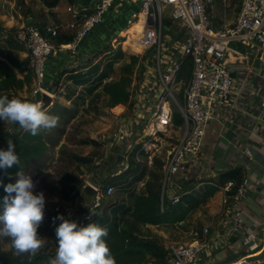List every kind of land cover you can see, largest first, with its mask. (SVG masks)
I'll list each match as a JSON object with an SVG mask.
<instances>
[{"label":"built area","instance_id":"2783aa9c","mask_svg":"<svg viewBox=\"0 0 264 264\" xmlns=\"http://www.w3.org/2000/svg\"><path fill=\"white\" fill-rule=\"evenodd\" d=\"M133 3L140 8L127 20L124 30L127 32L134 24L141 23L139 45L127 48L144 68L140 76L134 77L129 89L130 105L136 116L134 126L138 130L132 143L121 151L124 161L113 173L110 170L109 176L120 177L131 171L132 161L144 172L167 149L161 186L164 212L180 204L186 195L182 193L181 180L198 173L213 125L228 122L229 114L243 111L246 84L235 79L234 70L241 67L240 70L252 74L264 63V0H242L236 21L219 30L212 25L209 0H92L90 6L75 1L66 8L71 18L67 25L48 27L43 32L34 24H23L15 31V39L25 49L34 75L31 99L37 100L42 91L51 95L53 101L66 94L65 84H45L49 59L65 51L76 55L79 45L103 23L110 11ZM223 3L228 6L231 0ZM64 31L73 33L72 42L53 44L51 39ZM119 38L123 40L118 41ZM111 41L115 46V43L123 45L128 39L119 36ZM241 55L252 56L248 57L250 63L233 61ZM176 116L182 120L180 126L176 125ZM132 128L117 141L124 142L134 136ZM94 140L101 143L99 138ZM143 156L147 157L146 162ZM92 185L97 190L93 204L85 207L81 200L77 203L84 213L76 221L84 226L104 209L107 199L114 198L116 192L113 185ZM137 186L141 189L144 184L139 182ZM234 187L235 182L229 181L224 189L225 204L231 200L229 193ZM244 196L245 188L240 187L233 200L239 201ZM190 235V243L169 245L167 264H212L204 256L210 227L193 229ZM255 238V235L249 237ZM148 264H154L153 260Z\"/></svg>","mask_w":264,"mask_h":264},{"label":"crops","instance_id":"0c3cea01","mask_svg":"<svg viewBox=\"0 0 264 264\" xmlns=\"http://www.w3.org/2000/svg\"><path fill=\"white\" fill-rule=\"evenodd\" d=\"M215 2L216 0H209L208 4V13L213 27L219 30L231 26L236 19L232 22L229 21L230 23L227 22L228 24H221L219 21V18H221L220 12L217 10V3ZM62 3H65L66 7L59 17L64 22L61 24L67 25L71 18L67 14L66 8L73 2L61 0L59 6L52 10L60 11ZM221 3L222 7H220L224 10L227 11L231 8L232 1L228 6L223 3V0H221ZM139 8V4L133 3L110 11L106 17L110 13L112 16L114 15V18L108 24L112 32H121L126 29L127 20ZM210 9H213L212 13L209 12ZM61 35L72 36L73 33L64 31ZM106 37L107 42H109L111 40L109 39L110 37L108 35ZM98 38L96 30H93L79 45L76 55L65 51L49 59L45 80L46 86L59 82L65 83L68 88L66 94L58 98L60 102L65 100L72 105V102L81 94V89L84 87H76L69 80V76L72 72L75 74L88 73L97 65L96 61L93 64L90 61L98 54L97 52L101 48V38L99 41ZM25 57L26 53H22L21 59L23 60ZM248 57L252 56L241 55L233 59V61L249 64ZM102 69L99 71L100 73ZM240 69L241 67H238L234 70V76L238 82L246 84V92L243 96V111L229 114L228 122L221 125H213L206 142L205 159L202 157V162H200L201 164L199 163L200 166L197 168L198 173L181 180L182 193L186 194L183 197L193 196L190 200L188 199L189 205L187 207L191 209L189 214L183 221L174 224L145 226L153 232L152 237L162 241L164 246L174 238H177L175 239L176 243H190L192 240L190 233L193 229L202 230L205 227H210L211 235L208 238L204 256L208 257L212 264H264V63L258 65L257 70L252 74H247ZM26 74L27 71L21 72L19 77L23 78ZM32 86L34 87V82ZM72 91H78V93L74 95ZM23 92L27 95V90ZM53 102L55 103L56 101ZM132 129L133 134L138 130L135 126ZM134 139L135 136L131 138L129 136L115 150L117 152L121 151L125 146L130 145ZM92 140L94 139L92 138ZM90 147L93 149L97 148ZM166 150L164 149L162 154L157 156L154 166L146 169L145 173L137 169L136 166L133 167V175H135L133 178L139 177L136 184L139 182L144 184L141 189L136 186L137 192L142 193V191H145L147 185L154 190H158L160 183L162 186L163 160ZM112 159L113 156L109 158L108 165L97 168V173L92 178L93 181L83 180L82 176L77 178L73 176L71 181L75 184L80 183L78 189L85 182L104 185V181H108V178H110V170L108 169H110ZM158 160L162 162L160 183L158 176H151L157 162H159ZM143 161H147L146 156H143ZM237 170H241L242 173V176L238 179L233 180L231 179L232 176H224ZM229 181H234L236 185L232 192L229 193L231 200L228 204H225L223 202L224 189ZM104 186L108 187L112 186V184ZM209 187L216 188L217 192L212 197L201 201L203 194ZM240 187L245 188V196L239 201H234L233 197L238 193ZM183 197L181 199L182 203L184 201ZM83 213L84 208L77 205L71 220L76 221ZM251 235H255L256 238L250 240L249 237Z\"/></svg>","mask_w":264,"mask_h":264},{"label":"trees","instance_id":"16d2710c","mask_svg":"<svg viewBox=\"0 0 264 264\" xmlns=\"http://www.w3.org/2000/svg\"><path fill=\"white\" fill-rule=\"evenodd\" d=\"M70 1L75 2V0ZM43 2L47 8L53 9L59 6L61 0H43ZM240 2L242 4V0ZM2 29V26H0V31ZM72 39V36L63 35V38L57 45L70 44ZM24 52L25 49L16 39L8 41V52L3 56V60L0 59V95H6L11 99L15 97L17 92H22L25 88H29L33 84L34 75L30 69L23 78H19L17 74V71H26L28 61L22 60L20 56ZM95 66L88 73L75 74L72 72L69 76V80L76 87H92L91 89L88 88L90 89L88 90L90 96L102 87L99 84H102L106 79L111 77L108 70L102 69L100 73L101 68L98 66L96 68ZM96 69L99 73L98 81L96 79H88ZM142 71L143 64L140 62V59L136 56H131L129 64L124 68V75L116 81L103 85L107 94L106 107L108 109L115 108L119 105L132 107L130 105L131 95L129 89L134 81V77L140 76ZM95 81V85L87 86L93 84ZM55 85H59V82ZM72 94L75 95V93ZM72 104V107L65 106L61 103L55 104L49 112L59 118L57 125L51 129H42L35 136L31 135L28 130L21 128L19 124L17 125V131L10 135V138L16 147L15 150L20 161L7 169H0V179L3 180L5 185L15 183L19 179L18 174L21 172L31 175L34 181L41 179L42 174L51 169L56 157H58L57 163L59 162L64 165L58 183L64 184L71 177V168L73 169L75 165H78L82 161V158H79L76 150H71L72 148L70 147H80L81 149L87 146L97 148L103 146V144L91 138H83V130L80 131L79 136L74 142L68 138L69 131L71 130L70 127L75 121H78L77 119L80 115L77 101L75 100ZM4 122L0 121V148H3ZM175 122L178 126L182 124L180 116L175 117ZM85 125L82 124V127ZM55 153H57V156H55ZM224 176H232L231 179L234 180L242 176V173L241 170H237L227 173ZM129 183L130 181L127 180L119 185H127ZM216 192V188L209 187L203 194L201 201L212 197ZM5 195L8 194L4 191L3 185H0V201H2ZM131 198L132 205L129 207L121 202H116L106 207V210L110 213L115 209L117 211L116 217L113 216L112 219L98 217L96 213L92 220L97 221L102 227L108 229V236L105 239L112 255L115 257L116 264H143L149 258L155 260L160 259L166 253L164 245H161L156 238L144 236L141 232V227L181 222L191 210L188 207H184L181 202L176 206H170L162 212L161 192L154 190L149 185L146 186L145 193L137 192L134 189L131 192ZM59 214L63 213H57L56 211L49 210V208H45L44 218L40 225L44 239L50 240L55 246H58L55 237V228L61 221L54 218ZM39 261L40 258L38 256L34 257V254L28 260L14 258L8 254L0 255V264H40Z\"/></svg>","mask_w":264,"mask_h":264},{"label":"rangeland","instance_id":"374dc122","mask_svg":"<svg viewBox=\"0 0 264 264\" xmlns=\"http://www.w3.org/2000/svg\"><path fill=\"white\" fill-rule=\"evenodd\" d=\"M52 1V0H50ZM231 8L227 11L221 8L222 3L221 0H216V8L220 12L221 18H219V21L221 24H228L227 22H232L236 19L240 9H241V2L240 0H231ZM215 5V4H213ZM221 6V7H220ZM65 3H62L60 6V11L56 10L53 11L50 8H47L43 2V0H0V26H2V31H0V59L3 60V56L8 52V41L9 40H15V31L17 28L22 26L23 24H34L36 25L40 30L45 32L46 28L52 27V26H60L63 25L61 23H64L59 15L65 9ZM213 9H210V13H212ZM223 16V17H222ZM114 18V15L110 13L106 18L104 23L98 25L96 27V33L98 34V41L101 38L100 45L101 48L98 50V54L95 55L94 58L91 59L90 63L97 62L98 67L101 69L108 70L111 77H113L112 81H116L120 79L124 75V68L129 64L130 57L133 56V53L129 49L130 47H126L123 45H120L118 43H115V46H113L112 41L109 43L107 42V35L109 39H112L114 37L121 36V32H115L113 33L110 29L111 27L108 25L109 22L112 21ZM125 21V20H124ZM229 22V23H230ZM65 26V25H63ZM166 31H170L169 29H166ZM125 32V30L123 31ZM123 37V36H122ZM63 36L53 38L51 39L53 44H58ZM122 38H119L118 41H122ZM125 48V49H123ZM25 53V52H24ZM22 56V54L20 55ZM23 60H27L26 65V71H29L28 64L29 60L27 57H25ZM95 66V67H96ZM94 68V67H93ZM97 68V67H96ZM137 70V69H136ZM144 70V68H143ZM98 70L93 71V75L89 76L88 79L98 81ZM46 72H47V66H46ZM143 72V71H142ZM20 71H17V74L19 76ZM110 77V78H111ZM20 78V77H19ZM96 81L93 84L87 85L92 86L95 85ZM112 81H109V78L106 79L102 84V87L92 96H90L89 91L92 87H84L81 89V94L76 99L77 104L79 105L80 109V115L77 119L78 121H75V123L72 124L70 127V131L68 134V138L71 139L73 142L76 140V138L79 136L80 131L82 132L83 138H99L100 142L103 144V146H99L98 148H91L90 146L81 148L80 147H70L71 150H76L77 154L79 155V158H82L80 163L78 165H75L73 169L71 168V177H79L82 176L83 180L86 181H93V177L97 173V168L103 167L109 164L108 160L111 156H113L112 162L110 163V169L113 173L115 169L112 168L113 164L116 161L117 155L120 154L119 151L117 152L115 148L120 145L122 142L117 141L120 137V135L129 134L127 132L128 129H130L132 126H134L136 122V116L134 115V110L132 107L122 106L124 107V113L122 115L118 116V110H115L117 107L111 109H107L106 102H107V94L105 92V89L103 88V85L106 83H110ZM98 85V86H99ZM33 86L30 85L29 88H25L23 91L27 90V95L22 91L17 92L15 94V97H19L22 99L30 100V101H39L40 97L38 99H31V92H32ZM72 93H78V91H72ZM54 100V99H53ZM60 101L57 99L54 103L57 104ZM61 104H64L65 106L72 107V105L68 104L65 100L60 102ZM53 105V106H54ZM84 122V123H83ZM82 124H86L82 127ZM18 125V124H17ZM17 131L16 123L7 122L5 121L3 123V148L6 149L8 147L9 140L11 141L10 135L15 133ZM117 136V137H116ZM135 136V134H134ZM174 136V134H173ZM167 139V138H166ZM104 140V142H102ZM55 156H57V153H55ZM57 158L54 159V164L52 165L51 169L48 171H45L44 174H42L41 179H37V181H34L36 184L35 192L39 193L41 191L44 192L46 203L45 208H49V210L56 211L57 213H63L64 217L66 219H72V214L74 213V210L77 207L78 201L81 200L80 193L83 188L87 184V182L84 183V185L78 189L80 186V183H74L71 181V177L64 182V184L58 183L59 178L63 172V164L57 163ZM156 167L154 168L151 176H158L159 177V183H160V177L161 174V166L162 162L158 160ZM65 164V162H63ZM132 166L135 167L136 163L132 161ZM68 168V167H67ZM147 170H145L143 173H145ZM107 174V173H106ZM134 171H128L124 173L120 177H112L109 181H104V185H109L110 183L116 186V192L114 198H108L104 209L97 213L98 217H108L109 219H112V217L117 216V211L109 212L106 210V207L111 206L114 204V201L121 202L122 204H126L128 207L132 205V198H131V192L136 188L137 180L139 177L133 178ZM144 176V175H140ZM130 181L127 185H119L122 182ZM53 186V187H51ZM53 189V191H51ZM158 191L161 192V183L158 186ZM142 193H145V191H142ZM193 198V196H186L183 201L184 207H187L189 205V200ZM195 198V197H194ZM189 199V200H188ZM95 222V221H92ZM95 223H98L97 221ZM141 232L144 236H153V232L148 230L145 226L141 227ZM38 233L40 236L43 237V232L40 230V227L38 229ZM177 238H174L171 241H168L167 244L164 246L166 249V253L164 256H162L160 259L155 260L149 258L145 263L148 264L149 261L154 262V264H167L168 261V252L167 248L169 245L176 243ZM175 240V241H174ZM159 243L162 245V241L158 240ZM58 246H55L53 242L50 240L45 239L44 245L37 250V252L34 254L35 256H38L40 258L39 263L40 264H49L50 259L54 258L56 254V249ZM8 254L14 258H20V259H31L32 255L31 253L25 252V253H17L14 249L11 239L9 237H0V255Z\"/></svg>","mask_w":264,"mask_h":264},{"label":"clouds","instance_id":"9594fccd","mask_svg":"<svg viewBox=\"0 0 264 264\" xmlns=\"http://www.w3.org/2000/svg\"><path fill=\"white\" fill-rule=\"evenodd\" d=\"M58 119L42 102L0 95V121L18 123L33 136L42 129L55 127ZM15 148L10 140L6 149L0 148V169L20 161ZM18 175L15 183L5 185L0 179L8 194L0 201V237H9L17 253L35 254L45 243L38 229L44 218L46 198L43 191H34L36 184L31 175ZM54 219L61 222L55 228L58 247L49 264H116L105 239L106 227L95 222L80 225L63 214Z\"/></svg>","mask_w":264,"mask_h":264},{"label":"water","instance_id":"95a60500","mask_svg":"<svg viewBox=\"0 0 264 264\" xmlns=\"http://www.w3.org/2000/svg\"><path fill=\"white\" fill-rule=\"evenodd\" d=\"M75 1L85 6H90L92 2V0H75ZM39 97H40L39 102H42V104L46 106L48 110H50L53 107L54 105L53 98L47 92L42 91ZM123 161H124V155L120 152V154L117 155L116 161L113 164L112 168L114 169L117 165L121 164ZM96 196H97L96 188L92 184L87 183L82 188L80 193L82 205L85 207H89L90 205L93 204Z\"/></svg>","mask_w":264,"mask_h":264},{"label":"bare ground","instance_id":"6f19581e","mask_svg":"<svg viewBox=\"0 0 264 264\" xmlns=\"http://www.w3.org/2000/svg\"><path fill=\"white\" fill-rule=\"evenodd\" d=\"M141 34H142V27L141 23L134 24L131 28L127 30V32L124 33L123 36H125L128 41L123 44V46L126 47H135L139 45V41L141 40ZM138 51H141V49H138ZM115 110H118V112L121 114L124 109L122 106L117 107Z\"/></svg>","mask_w":264,"mask_h":264}]
</instances>
